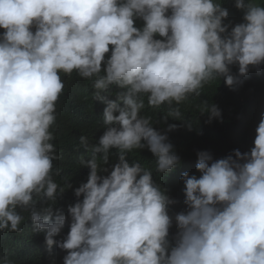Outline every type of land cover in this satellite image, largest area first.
Returning <instances> with one entry per match:
<instances>
[{
    "label": "clouds",
    "instance_id": "clouds-1",
    "mask_svg": "<svg viewBox=\"0 0 264 264\" xmlns=\"http://www.w3.org/2000/svg\"><path fill=\"white\" fill-rule=\"evenodd\" d=\"M226 1L0 0V251L11 257L0 264H15L18 245L40 264H55L54 245L64 264H264V116L249 153L198 152L199 177L171 173L181 158L153 125L166 106L164 123L183 121L178 105L218 78L236 91L231 66L247 77L264 65V3ZM62 73L91 80L96 97L76 122L83 184L53 130ZM203 114L222 118L208 102ZM145 148L158 174L129 163ZM71 187L77 198L61 205Z\"/></svg>",
    "mask_w": 264,
    "mask_h": 264
},
{
    "label": "trees",
    "instance_id": "trees-1",
    "mask_svg": "<svg viewBox=\"0 0 264 264\" xmlns=\"http://www.w3.org/2000/svg\"><path fill=\"white\" fill-rule=\"evenodd\" d=\"M256 2L264 3V0H256ZM230 70L234 76L242 81V83L236 85V91H230L233 89L225 84L223 77L212 81L201 89L200 96L192 95L187 101L178 105L183 121L173 120L169 117L171 122H175L168 121L164 123L163 117L167 116L170 110L169 106L158 108L160 117L158 120L153 121V125L157 130L167 133L169 142L181 158L180 164L171 172L172 174L182 177L184 172H188L190 175L199 177L201 173L197 171L196 164L198 160L197 153L200 151H208L213 154V152L222 153L235 147H247L241 149L243 154L249 153L251 148L254 147L256 128L262 116H264V65L259 68L250 67L247 77H239L238 65L231 66ZM90 97L96 98L95 94ZM98 102L104 104L101 100H98ZM204 102L215 104L221 110L222 118L209 122L207 114L201 115ZM145 104H147V98H145ZM173 107L177 106L173 105ZM141 115H144V113L142 112ZM170 124H176L177 129L168 132L167 129ZM189 125H191L192 130H189ZM103 132L104 125L99 133L88 138L89 144H96ZM53 135L56 138L57 133ZM87 153L92 155L91 152ZM127 158L130 164L139 162L142 167L156 173L155 157L147 148L133 150ZM110 160L113 162V166L118 163L115 153L110 156ZM113 166L107 174H110ZM72 180L82 182V172L73 175ZM175 191L179 192L180 186ZM170 207L173 208V204ZM174 209L176 214L183 212L182 206L174 207ZM18 246L21 251L15 257V264H40L29 252L23 251L21 245ZM0 256H7L11 259L4 250L0 251ZM47 256L53 257L55 264H64V260L58 259L56 253L48 252Z\"/></svg>",
    "mask_w": 264,
    "mask_h": 264
},
{
    "label": "rangeland",
    "instance_id": "rangeland-1",
    "mask_svg": "<svg viewBox=\"0 0 264 264\" xmlns=\"http://www.w3.org/2000/svg\"><path fill=\"white\" fill-rule=\"evenodd\" d=\"M256 2V0H255ZM257 3V2H256ZM61 78L65 84V88L63 90V94L59 98V101L56 105V124L53 127V130L59 131V133L62 136L66 137V140L64 141V148L65 152L63 153V158L66 159L67 162V168H71L75 171V174L77 172H82V182L80 184L87 182L88 175L90 172V169L87 167H83L80 164V160L78 161V157H83L85 160H89V158L85 157L81 154L79 146L77 144L76 140V122L81 116L86 115L87 112V104H86V96H92L93 93H89V91L93 88L92 84L93 82L91 80H86L81 77H73V76H66L64 74H60ZM68 87L72 88L71 95L72 97L67 96V89ZM55 182L57 180L55 179ZM78 187H71V188H65L67 191L66 195L61 198V205L64 204L65 201H71L72 198H77L75 196V189ZM69 191V193H68ZM82 199V198H81ZM172 207L169 206V210ZM53 213H57V209L53 208ZM176 214V213H175ZM177 215V214H176ZM71 220L68 219V224L70 225ZM173 224L175 225L176 222L173 220ZM28 234L32 235L35 238V241H38V239L45 240V233L44 232H35L34 227L31 229H24ZM11 233L4 234L5 236L8 235V238H10L6 243V248L9 244L16 243L17 242V235L16 233H12V237H9ZM68 233L64 232L62 230L61 234L55 239L57 241H62L67 237ZM176 234L171 230L170 228V234H169V240H171L172 237H174ZM175 243V242H174ZM54 250L56 253V257L58 259H63L67 255V253L63 250H61L58 246L54 245Z\"/></svg>",
    "mask_w": 264,
    "mask_h": 264
}]
</instances>
